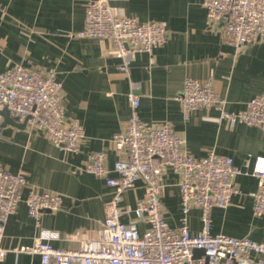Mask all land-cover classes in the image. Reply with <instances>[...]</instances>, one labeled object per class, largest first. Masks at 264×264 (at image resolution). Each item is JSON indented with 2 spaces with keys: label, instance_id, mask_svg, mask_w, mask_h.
Instances as JSON below:
<instances>
[{
  "label": "crops",
  "instance_id": "obj_1",
  "mask_svg": "<svg viewBox=\"0 0 264 264\" xmlns=\"http://www.w3.org/2000/svg\"><path fill=\"white\" fill-rule=\"evenodd\" d=\"M89 1L0 0V72L21 64L55 74L63 86L66 118L78 120L84 133L79 150L68 152L53 145L44 131L6 123L0 113V167L23 171L27 181L5 225L0 246L7 251L0 264H40L37 254L18 249L31 245L41 230L53 231L51 242L62 249H77L82 241L97 238L112 188L85 167L95 150L106 153L109 168L123 156L111 138L128 122L129 93L139 99V118L171 122L184 139L182 149L192 156L213 150L232 157L240 170L234 179L238 192L225 209H212L211 233L264 242V214H253L258 181L252 173L254 157L264 155V130L241 121L230 125L219 119L216 107L194 110L185 120L177 100L185 79L193 78L210 81L226 99V111L243 109L264 92V39L230 45L222 23L209 21L203 0H109L121 15L162 22L168 31L165 44L151 54L136 53L124 70L110 42L74 36L83 27ZM178 182V175L167 169L160 189L165 219L174 228L181 217ZM30 190L63 197L58 211L42 213L39 226L23 201ZM143 194L138 180L124 193L121 206L132 210ZM133 217L130 211L122 220ZM188 225L192 233L200 229L198 208L189 211ZM139 228L143 231L146 224Z\"/></svg>",
  "mask_w": 264,
  "mask_h": 264
},
{
  "label": "built area",
  "instance_id": "obj_2",
  "mask_svg": "<svg viewBox=\"0 0 264 264\" xmlns=\"http://www.w3.org/2000/svg\"><path fill=\"white\" fill-rule=\"evenodd\" d=\"M212 25L222 23L234 47L264 39V0H203ZM74 36L95 38L113 45L121 67L127 70L136 53L151 54L166 43L168 31L159 21L140 22L121 15L109 0H91L86 4L83 27ZM130 117L111 142L118 153L112 168L106 164V153L92 151L85 170L104 178L112 188V196L105 204L102 226L95 239L81 242L77 249L57 248L52 244L55 233L41 230L31 245L18 251L37 254L40 264H264V242L249 237H234L211 233V211L225 209L232 195L238 192L234 179L240 170L230 156L213 150L195 157L183 150L184 139L169 121L148 123L137 112L139 99L129 93ZM183 118L192 111L216 107L219 119L230 125L241 121L264 130V92L250 98L245 107L236 112L225 110L226 99L210 81L185 79L177 96ZM6 108L18 122L29 130H42L49 141L68 152L79 150L84 137L81 123L67 120L63 86L55 74L18 64L0 72V110ZM167 169L178 175L180 194V225L169 226L160 199V189ZM116 176H111V173ZM252 173L257 178L253 214H264V155L253 159ZM142 181L144 194L132 210L121 206L124 193ZM26 175L0 167V244L9 216L15 213L22 200ZM62 195L54 191L30 190L23 199L28 214L37 226L43 212L58 211ZM200 210V229L192 233L188 214L192 208ZM133 212L134 217H122ZM140 224H146L141 231ZM195 249L203 253L195 254ZM0 246V260L6 254Z\"/></svg>",
  "mask_w": 264,
  "mask_h": 264
},
{
  "label": "water",
  "instance_id": "obj_3",
  "mask_svg": "<svg viewBox=\"0 0 264 264\" xmlns=\"http://www.w3.org/2000/svg\"><path fill=\"white\" fill-rule=\"evenodd\" d=\"M0 113H1V115L3 117V119H4V122L15 124V125L20 126V127H24V125H25L24 122L23 123H16V119L14 117L10 118L9 112H8V110L6 108L1 109ZM194 251H195L196 255H200V254L203 253L202 249H195Z\"/></svg>",
  "mask_w": 264,
  "mask_h": 264
}]
</instances>
